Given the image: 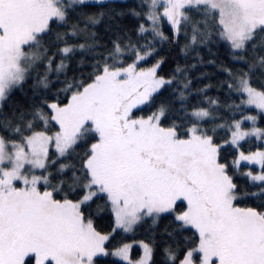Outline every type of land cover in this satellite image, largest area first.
Masks as SVG:
<instances>
[{
  "label": "snow or ice",
  "instance_id": "snow-or-ice-1",
  "mask_svg": "<svg viewBox=\"0 0 264 264\" xmlns=\"http://www.w3.org/2000/svg\"><path fill=\"white\" fill-rule=\"evenodd\" d=\"M0 264H264V0H0Z\"/></svg>",
  "mask_w": 264,
  "mask_h": 264
}]
</instances>
